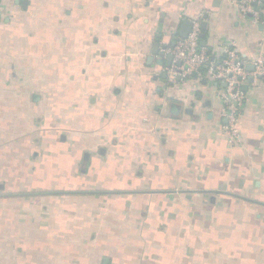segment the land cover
<instances>
[{"label": "crops", "instance_id": "obj_1", "mask_svg": "<svg viewBox=\"0 0 264 264\" xmlns=\"http://www.w3.org/2000/svg\"><path fill=\"white\" fill-rule=\"evenodd\" d=\"M240 1L0 0V264H264V74L237 144L212 69L168 74L186 21L264 56Z\"/></svg>", "mask_w": 264, "mask_h": 264}, {"label": "built area", "instance_id": "obj_2", "mask_svg": "<svg viewBox=\"0 0 264 264\" xmlns=\"http://www.w3.org/2000/svg\"><path fill=\"white\" fill-rule=\"evenodd\" d=\"M263 2L264 0H241V15H252L255 20H259L260 7ZM200 35V23L194 22L188 38L178 41L174 47L166 50L174 60V64L168 69L170 80L175 81L177 77H189L194 73H199L203 68L212 69L213 76L226 87L222 94L223 113L228 120L226 130L230 143L237 144L240 136L238 106L245 98L242 86L249 75V62L241 58L235 49H230L225 52V55L223 54L218 65H215L210 55L201 47ZM253 64L255 79L264 74V56L259 55Z\"/></svg>", "mask_w": 264, "mask_h": 264}, {"label": "water", "instance_id": "obj_3", "mask_svg": "<svg viewBox=\"0 0 264 264\" xmlns=\"http://www.w3.org/2000/svg\"><path fill=\"white\" fill-rule=\"evenodd\" d=\"M26 2L27 0H25V6H26ZM207 28V24L206 23H203L202 26H201V35H200V38L201 39H204L205 35H204V32ZM192 29H193V23L190 22V21H186L185 24H184V27H183V31L181 33V38L182 39H187L189 34L192 32ZM204 45V44H203ZM172 56L169 57V60L172 61ZM255 70V67L253 65H248V71L252 72ZM193 76H196V74L194 73ZM253 80H254V77H250L249 79H247L246 81V85L243 86V91H248V85L252 84L253 83Z\"/></svg>", "mask_w": 264, "mask_h": 264}, {"label": "trees", "instance_id": "obj_4", "mask_svg": "<svg viewBox=\"0 0 264 264\" xmlns=\"http://www.w3.org/2000/svg\"><path fill=\"white\" fill-rule=\"evenodd\" d=\"M202 71H205L204 69Z\"/></svg>", "mask_w": 264, "mask_h": 264}]
</instances>
